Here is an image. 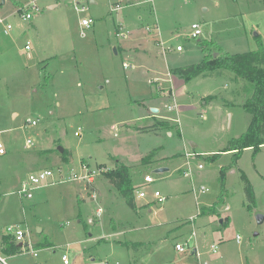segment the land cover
<instances>
[{
  "label": "rangeland",
  "instance_id": "rangeland-1",
  "mask_svg": "<svg viewBox=\"0 0 264 264\" xmlns=\"http://www.w3.org/2000/svg\"><path fill=\"white\" fill-rule=\"evenodd\" d=\"M90 1L78 14L67 0H0L1 258L6 264H63L62 255L68 264H264V221L257 222L264 218V145L245 149L236 163L233 152H221L247 131L242 104L249 84L227 71L187 83L170 74L200 63L204 44L229 55L255 51L257 38L264 45V0ZM115 3L122 8L113 11ZM32 5L37 11L25 20L21 11ZM84 18L94 23L82 35ZM193 23L201 29L196 40ZM121 165L129 169L135 208L98 174L100 166ZM43 170L53 176L31 199L20 197L21 183ZM90 170L88 185L80 177ZM145 175L154 183L145 185ZM202 187L208 192L200 193ZM140 190L146 199L137 198ZM154 191L163 204L153 201ZM10 225L26 233L36 257L1 250Z\"/></svg>",
  "mask_w": 264,
  "mask_h": 264
},
{
  "label": "trees",
  "instance_id": "trees-1",
  "mask_svg": "<svg viewBox=\"0 0 264 264\" xmlns=\"http://www.w3.org/2000/svg\"><path fill=\"white\" fill-rule=\"evenodd\" d=\"M211 47V44L208 46L204 44L202 47L204 58L200 63L172 69L170 74L187 83L200 76L205 77L219 71H227L233 74L235 78L249 84L248 87L245 85V93L248 98L242 104V109L250 115L247 131L240 138L231 140L225 149L221 151L222 153L233 152V163H236V160L245 149L252 148L254 152H257L264 145V45L257 38V49L255 51L234 55L219 51L211 53L209 51ZM212 98L211 96L206 97L205 101ZM160 125L166 127L168 124L165 122ZM214 156L217 155L212 157L214 158ZM61 160L63 162L67 161L66 158ZM99 168L105 169L102 166ZM101 175L118 190L122 197L128 199L127 204L129 207L135 208L133 203L135 188L132 186L127 167L121 165L113 170H105ZM242 180L245 182V193L248 200L253 201L254 194L251 185L244 175H242ZM208 211L206 210L203 213ZM2 247L1 250L8 254H18L21 249L8 236L3 238Z\"/></svg>",
  "mask_w": 264,
  "mask_h": 264
},
{
  "label": "built area",
  "instance_id": "built-area-1",
  "mask_svg": "<svg viewBox=\"0 0 264 264\" xmlns=\"http://www.w3.org/2000/svg\"><path fill=\"white\" fill-rule=\"evenodd\" d=\"M67 1H68V4L73 8V10L76 13L82 14V13L87 12V8L84 7V1L85 0H67ZM121 8L122 7L120 6V3H115L112 10L117 11V10H120ZM31 11H37V7L35 5H32V6L26 7L25 10L23 8L21 11V13H23L22 17L25 20H31L32 19ZM93 23H94L93 20L90 18H84V19L80 20L79 27L81 29L82 35L85 31L91 29ZM190 29H191L190 38L193 40H196L201 34L200 25L197 23H193L191 25ZM158 44L161 45L160 43H158ZM25 49L26 50L29 49L28 44L25 46ZM176 51H181V48L178 46L176 48ZM123 67L126 68L127 66L125 64H123ZM168 111L169 112L173 111V108L169 107ZM29 124L32 126H35L36 122L32 121ZM77 135H78V133H75V136H77ZM31 145H32V141L27 140L26 141V147H29ZM3 154H5L4 148H3L2 144H0V155H3ZM192 155L193 154H187V157H190ZM81 166H82V168L88 167L87 165H83V164H81ZM197 168L199 170H201L203 167H202V165H199ZM105 170L106 169H104V168H98V174L101 175V173ZM93 175H95V172L90 170L87 172V174L81 176L80 178L82 180H86V183L89 185V184H92L94 182V178H93L94 176ZM52 176H53V174L50 170H43V171H40L38 173L29 175L28 178L21 183V187L17 191V194L20 197H25L27 199H31L33 191L40 188L42 186V184H44ZM74 177H78V176L74 175ZM184 177H190V173L186 172L184 174ZM143 183L145 185H150V184L154 183V180L152 179L151 176L145 175L143 177ZM207 192H208V189H206V188L202 187L200 189V193L204 194ZM136 194H137L138 199H146L147 198V193L144 190H140ZM91 198L93 200L96 199V196L94 193H92ZM152 198H153V201L157 202L158 204H163L166 201V199L158 191L153 192ZM226 210H228V207H226ZM101 213H102V209L98 208L96 210V216L100 217ZM192 220L193 219H190V222H192ZM6 233H7V236L11 238V240L13 241L14 244L21 245L20 253H22L23 251H30V253H32L34 257L37 256V253L32 251L31 245L29 244V242L25 241L26 233L20 228L19 225L8 226L6 228ZM194 236H195V234L193 232L191 234V237H194ZM174 248H175V251H177L179 253L185 252V245H181L179 243H176L174 245ZM216 249H217L216 247H212L211 251L213 253H215ZM193 254L196 257L198 256L196 250L193 251ZM61 260H62L63 264H68V259L65 255H62ZM0 264H6L5 260L2 259L1 256H0Z\"/></svg>",
  "mask_w": 264,
  "mask_h": 264
},
{
  "label": "water",
  "instance_id": "water-1",
  "mask_svg": "<svg viewBox=\"0 0 264 264\" xmlns=\"http://www.w3.org/2000/svg\"><path fill=\"white\" fill-rule=\"evenodd\" d=\"M3 1H4V0H2V2H3ZM152 112H153V113H157V109H152ZM59 152H60V153H63L62 149H59ZM163 171H166V170H165V169H160V170H158V172H163ZM263 221H264V218H263V217H260V216L257 217V222H258L259 224L263 223Z\"/></svg>",
  "mask_w": 264,
  "mask_h": 264
},
{
  "label": "crops",
  "instance_id": "crops-1",
  "mask_svg": "<svg viewBox=\"0 0 264 264\" xmlns=\"http://www.w3.org/2000/svg\"><path fill=\"white\" fill-rule=\"evenodd\" d=\"M90 4H95V2L93 1V0H91L90 1ZM55 7H57V5H54V4H49V8L50 9H53V8H55ZM154 109V108H153ZM157 113H158V110H157ZM15 116V115H14ZM168 135H170V132L168 133ZM4 147V146H3ZM0 156H2V155H0ZM93 184V183H92ZM26 242H28V241H26ZM17 246H19V247H21V245H17Z\"/></svg>",
  "mask_w": 264,
  "mask_h": 264
}]
</instances>
